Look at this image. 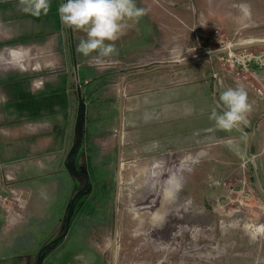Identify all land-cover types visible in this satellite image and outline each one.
I'll return each instance as SVG.
<instances>
[{
    "label": "rangeland",
    "instance_id": "obj_1",
    "mask_svg": "<svg viewBox=\"0 0 264 264\" xmlns=\"http://www.w3.org/2000/svg\"><path fill=\"white\" fill-rule=\"evenodd\" d=\"M211 1L215 13L207 6L206 14L188 16L182 6L197 10L196 0H135L146 15L127 22L114 42L118 55L111 57L116 60L92 67L90 83L80 89L86 101L85 152L71 131L80 111L72 95L74 73L81 82L88 72L81 63L97 55L77 52L86 33L61 23L58 8L66 0H50L49 13L40 17L23 12L19 0H0V40L17 41L0 46V79L22 76L0 84V264H35L33 255L48 243L54 244L38 264H109L114 218V264H264V235L252 238L264 225V153L248 143L259 132L252 137L249 129H216L209 115L217 96V101L211 95L195 100L193 83L156 79L169 68L164 65L181 61L187 63L174 70H200L206 80L219 67L250 89L254 84L264 90L254 76H264V70L256 64L235 78L226 52L199 59L226 45L264 38V0ZM237 6L245 12L238 13ZM171 21L184 27L185 37L162 46L160 36ZM57 33L76 68L73 74L57 73L50 83L48 74L62 66L61 53L53 51ZM247 49L264 51V45ZM43 72L47 76H35ZM123 75L131 77L123 83L119 103ZM94 86L97 91L88 93ZM149 88L156 89L155 97ZM145 93L151 103L171 101L180 116L161 110L140 120L137 105L130 113L131 103L145 99ZM255 95L264 101V95ZM43 134L51 136L49 145L40 143L48 140ZM60 145L65 149L60 151ZM139 164L149 165L150 173L138 172ZM203 214L206 219L198 223Z\"/></svg>",
    "mask_w": 264,
    "mask_h": 264
},
{
    "label": "crops",
    "instance_id": "obj_2",
    "mask_svg": "<svg viewBox=\"0 0 264 264\" xmlns=\"http://www.w3.org/2000/svg\"><path fill=\"white\" fill-rule=\"evenodd\" d=\"M201 1H203L204 4H205L204 8H203V5H202V2ZM196 6L198 8L197 10H195V9L192 10V7L191 6H188V5L182 6V7H185L186 8V12L187 13H185V15H188V16H191L192 15V16H194V14H206L207 13V6H209L211 12H213V13L216 12L215 11V8L213 7V2L211 0H196ZM237 9H238V13H244L245 12L243 6H237ZM166 12H168L167 14H169L170 11H166ZM166 12L164 11V13H166ZM170 14L171 15H175L176 13L170 12ZM176 23H177L176 21H173V22L171 21L169 24H166V28L167 29L165 30V33L160 36L159 44L161 43V44H163L162 46H169L172 41H174L176 43L182 42V40L185 37L186 30L184 29V27L181 28V26H177ZM51 35H53V34H51ZM54 35L57 38V42L54 43L56 45L57 49L56 50H53V49L50 48V50L51 51L53 50L57 54L58 53H61L58 56H59V63H61L62 66H61L60 69H58L56 71L52 70V72H50L48 74V75L51 74L48 77L50 81L47 80L50 83H53V82H55L57 80V73H59V74H63V73L64 74H69L71 72L73 74V71L76 68L74 65L72 66V61L73 60H72L71 54L69 53V55H68L65 52L66 51V44L64 46L62 44H60V42H61L60 41V38H59L60 33H57V34H54ZM10 39H7V40H10ZM54 44H52V45H54ZM159 46L160 45H158L157 47H155L152 51L154 52L155 49H157ZM152 51H150V52H152ZM93 58H97V55H91L84 62L81 63V67L84 68V69H88L87 70L88 72H85L84 71L87 75H83L82 76L81 82H80L79 77H77V80L78 81H77V85H75L76 86V89H75V91L72 94L74 96V100L75 99L77 100V96H75V95L77 93L78 94L80 93V89H82L83 87H86L84 85H86V84L88 85L90 83V82L88 83V81L91 80V77H88L89 76L88 73L89 74H90V72L93 73L95 71L94 68H98V69L99 68H102L100 66H97L94 63L92 64L91 61L89 62V60H92ZM110 58L116 60V58H112V57H107L105 59H110ZM132 58L126 59L125 61H129ZM73 64H74V62H73ZM92 67H94V68H92ZM191 71L192 70H181V69H175L174 70V68L171 66V67L163 70L162 72L158 73L159 78H156V79H158V80H160V79L166 80L170 84H175L177 82H179V83L180 82H188V84H192L193 83L194 84L193 90H194V99L195 100H201V99H203L204 98V95L205 96L211 95L214 98V100L217 101L216 100V96L219 98V93L223 89H226L228 87L235 88L237 85H243L244 88L247 91L249 103L252 104V111H251V113L247 117L249 123L247 125H242L241 128L243 130V133H244V131L246 129H249L248 132H249L250 135H252V137H254L253 135H256V133L259 132L258 137L256 139H251L250 140V138H248V143L250 142V145L255 144L256 145V150L258 152H261L262 151L264 153V146H263L264 145L263 144L264 143V140H263V137H264V101L261 100V99H259L255 95V93H254V91L252 89H250L248 86H246L242 82H239V81H236L234 79H231L225 72H223L222 70H220L219 67H217L215 70H211L210 72H212V73L211 74L209 73V76H208L209 78L206 79V80H203L202 77L200 76V73H201L200 70L198 72L195 70L192 73H191ZM105 73H107V72H105ZM44 75H46V74H44V72L41 73V74H36L35 73V76H38V77H42ZM98 75H100V74L98 73ZM254 76L255 77H258V78L260 77L261 78V81L264 83V76L262 74L260 75L258 72H256L254 74ZM72 78H73V76H72ZM96 78H99V77H96ZM135 83L138 84V82H135L133 80L132 84H135ZM40 85H41V80H40ZM43 85H44V82L41 85V88H42ZM90 86H88V87L90 88ZM93 91L94 92L97 91V87L96 86H94L92 89H89L88 90V93H91ZM151 92H153L152 94L155 97L156 89L149 88L147 90V93L148 94H150ZM147 93H145V94L148 95ZM146 95H145V99H146ZM78 96H80V95H78ZM150 98H151V96L148 95L147 100H145L144 98L141 97V99H142L141 101L138 100L136 103H133V104L131 103V112L130 113H134V111L136 109L135 106L137 105V107H139L138 108L139 109V112L137 111L138 112L137 115L140 117V120H142V119H150L151 116H153V113L154 112L161 111V110L162 111L163 110H166L167 113H168V115L170 117H173V118H176V117H179L180 116V113L181 112H177L175 109H173V107L175 105L173 106V103L171 101L170 102H162V103L156 104V102L155 103L154 102L151 103V100L152 99H150ZM82 102H83V106L81 104H79L78 102H76V109L80 110L78 112V114L80 113L81 117L84 114V110H85L84 107H85V104H86V101L85 100L82 101ZM180 103L181 104L184 103V99H181L180 100ZM142 106H143V108H142ZM121 108L124 110V104H123V107L121 106ZM195 112H197V108H195ZM82 120H83V125H84L83 126V132H82L83 138H82V136L80 137V133H78V131H77L78 115H77V117L76 116L74 117L73 124H72L71 134H74L75 137H76V139L78 138L79 141L81 139L83 140L82 146L84 148V143L85 142L87 143L89 141L86 140V138L88 137L87 136L88 134L86 133V124H84V116L82 117ZM81 127H82V124H81ZM66 128L67 129H70L69 123H66ZM45 132H50V131L48 130V131H45ZM43 135H45V134H43ZM45 136L48 137V140H41L42 142H40V143H42V145L45 144V143L46 144L48 143L47 145H49V143L51 141V136L49 137V134H47ZM115 136H116V133H115ZM118 137L116 136V139L117 140H118ZM198 140L200 141V143H199V146H197V147L195 146L196 147L195 148V151L196 150H199L198 148L202 144L203 136H200L198 138ZM57 142H58V140H57ZM52 144L53 143L51 142V145ZM37 147H39V146H37ZM65 147L63 145H60L57 148L60 151H62V150L65 149ZM40 149H42V148L40 147ZM40 149H38V150L40 151ZM86 150L87 149L84 148V151L85 152H86ZM92 150H90V151H92ZM42 152H45V151H42ZM92 152L93 153H90L89 152V154H91L90 155L91 157L94 155V151H92ZM196 153H197V151H196ZM263 160H264V157H263ZM148 166L149 165H143V164L137 165L138 172H140L141 174L144 173L145 171L148 172V173H150V170H149V167ZM51 167H53V165ZM252 169L253 168L250 166V170H252ZM148 179H149V176H148ZM138 180H140V181H138ZM141 181H142L141 178H138L137 179V182L140 183ZM149 181L151 182V180H149ZM169 184H170V182H169ZM49 191H51V189Z\"/></svg>",
    "mask_w": 264,
    "mask_h": 264
},
{
    "label": "clouds",
    "instance_id": "obj_3",
    "mask_svg": "<svg viewBox=\"0 0 264 264\" xmlns=\"http://www.w3.org/2000/svg\"><path fill=\"white\" fill-rule=\"evenodd\" d=\"M21 10L35 17L47 15L50 0H19ZM147 10L138 7L135 0H66L58 8L61 23L70 28L83 30L86 39H81L77 52L85 57L93 52L97 58L118 55L115 41L129 27L128 21L138 22ZM106 41L111 43H106ZM252 111L248 94L243 85L228 87L219 93V100L211 108L209 120L216 129L231 132L249 123L247 117ZM256 235H264V225L256 228Z\"/></svg>",
    "mask_w": 264,
    "mask_h": 264
},
{
    "label": "water",
    "instance_id": "obj_4",
    "mask_svg": "<svg viewBox=\"0 0 264 264\" xmlns=\"http://www.w3.org/2000/svg\"><path fill=\"white\" fill-rule=\"evenodd\" d=\"M262 45H264V38L248 40V41L239 42V43H236V44H233V45H227V46L222 47L221 49H216V50H214V51H212L210 53H206L205 55H203L199 59H201V58H209L211 56H217L220 53H225V52L231 51V50L244 49V48H250V47H254V46H262ZM193 61H195V60H193ZM193 61H190V62H193ZM185 63H187V62L175 61L173 63L166 64L164 66H168V67L175 66V65L179 66V65H182V64H185ZM74 74H75V79H76V83H77L76 72ZM126 78H127V75H123L121 80H120V84H119V88H118V102L119 103H120L121 90L123 88V83H124ZM76 96H77V102L83 106V102L80 99V97L78 96V93L76 94ZM81 121H82V117H81V115L79 113L78 114V125H77L78 133H80V130H81ZM118 131L119 130H117L116 134H119ZM118 166H119V162H118V158H117L116 167H115V170H114V195H113L114 215L116 213V194H117V189H118ZM115 225H116V219L114 218V224L112 226L111 238H110V240L108 242L109 264H114L115 228H116Z\"/></svg>",
    "mask_w": 264,
    "mask_h": 264
},
{
    "label": "built area",
    "instance_id": "obj_5",
    "mask_svg": "<svg viewBox=\"0 0 264 264\" xmlns=\"http://www.w3.org/2000/svg\"><path fill=\"white\" fill-rule=\"evenodd\" d=\"M226 54L227 58L225 61L228 62L230 71L228 72L235 78H243L244 73L249 72L250 64H256L258 67H261L264 70V51L256 52L254 50L244 48L227 51ZM90 61L92 64L94 63L102 68L108 67L112 64L110 59L105 58H93L92 60H89V62ZM250 86L255 94L259 96L264 95V90L262 88L257 87L254 84H250Z\"/></svg>",
    "mask_w": 264,
    "mask_h": 264
},
{
    "label": "trees",
    "instance_id": "obj_6",
    "mask_svg": "<svg viewBox=\"0 0 264 264\" xmlns=\"http://www.w3.org/2000/svg\"><path fill=\"white\" fill-rule=\"evenodd\" d=\"M3 44H5V45H11V44H15V42H13L12 40H0V46L1 45H3ZM25 77V76H24ZM128 78L129 77H131L130 75L129 76H127ZM20 78H22V76H17V77H8V78H6V79H0V84H4V83H7V82H14V81H16V79H20ZM16 83V82H15ZM79 91V90H78ZM78 95H80L79 97L81 98V100L82 101H84V98H82V96H81V92L78 94ZM76 100V99H75ZM15 115V114H14ZM81 124H82V127H81V130H80V137L82 136V132H83V120L81 121ZM85 131V130H84ZM82 138H83V136H82ZM80 142H81V145L83 144V140L81 139L80 140ZM66 166H67V168H69V166L66 164ZM70 171V170H69ZM71 172V171H70ZM72 173H75V174H77L76 172H72ZM78 175H80V174H78ZM84 186V185H83ZM83 186H81L80 187V189L79 190H77V194H76V196L74 197V200L77 198V195H78V192L79 191H81L82 189H84L83 188ZM62 231H63V229H62ZM61 233V232H60ZM48 244H51V243H48ZM48 244H43L38 250H37V252H36V254H34L33 255V262L35 263V264H38L39 262H40V259L42 258V255H44L45 253H46V251H48L49 250V248H51L52 246H53V244H51V245H48ZM46 246V249H44L43 247H45Z\"/></svg>",
    "mask_w": 264,
    "mask_h": 264
},
{
    "label": "bare ground",
    "instance_id": "obj_7",
    "mask_svg": "<svg viewBox=\"0 0 264 264\" xmlns=\"http://www.w3.org/2000/svg\"><path fill=\"white\" fill-rule=\"evenodd\" d=\"M119 169H120V162H119V166H118V171H119ZM119 174V173H118ZM118 181H119V175H118ZM207 214V213H206ZM191 216H192V214H191ZM191 216H188V218H191ZM193 217V216H192ZM206 217H207V215H202V216H200L199 217V221H198V223H200V222H202V221H204L205 219H206ZM224 217V216H223ZM235 217H236V214H235ZM237 217H238V215H237ZM225 218V217H224ZM257 223V222H256ZM197 224V223H196ZM258 224H260V223H258ZM257 224V225H258ZM262 224V223H261ZM188 225H189V228L192 230L193 229V227H194V224H192V223H189L188 222ZM263 225V224H262ZM259 226V225H258ZM157 238H159V237H156V239ZM159 240V239H158Z\"/></svg>",
    "mask_w": 264,
    "mask_h": 264
},
{
    "label": "flooded vegetation",
    "instance_id": "obj_8",
    "mask_svg": "<svg viewBox=\"0 0 264 264\" xmlns=\"http://www.w3.org/2000/svg\"><path fill=\"white\" fill-rule=\"evenodd\" d=\"M120 107H121V104H120Z\"/></svg>",
    "mask_w": 264,
    "mask_h": 264
}]
</instances>
